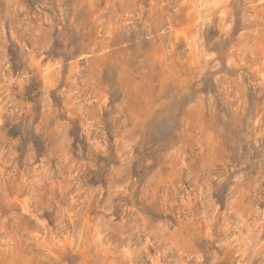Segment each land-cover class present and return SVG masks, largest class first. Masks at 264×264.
Masks as SVG:
<instances>
[{"label":"rangeland","instance_id":"rangeland-1","mask_svg":"<svg viewBox=\"0 0 264 264\" xmlns=\"http://www.w3.org/2000/svg\"><path fill=\"white\" fill-rule=\"evenodd\" d=\"M195 1L0 0V264H264V0Z\"/></svg>","mask_w":264,"mask_h":264},{"label":"bare ground","instance_id":"bare-ground-1","mask_svg":"<svg viewBox=\"0 0 264 264\" xmlns=\"http://www.w3.org/2000/svg\"><path fill=\"white\" fill-rule=\"evenodd\" d=\"M228 0H196L195 1V6H196V11H195V14H196V21L195 22H197V21H200L201 19H202V16H204V15H202V14H204V12H206V10L208 9H214L215 10V12H216V10L217 11H219L220 13H221V16L222 15H224L225 14V12H224V8H223V6L225 5V3L227 2ZM257 1V0H256ZM261 0H258V2H260ZM250 2V1H249ZM248 3V2H247ZM252 3H254V2H252ZM255 4V3H254ZM260 5V4H259ZM112 6V5H111ZM125 6V5H124ZM158 6V5H157ZM259 8V7H258ZM262 8V7H261ZM257 9V8H256ZM8 10V9H7ZM251 10V9H250ZM258 10V9H257ZM12 11V10H11ZM213 11V10H212ZM218 12V14H220ZM110 13V12H109ZM249 14V13H248ZM257 14V13H256ZM162 15V14H161ZM207 16H208V14H207ZM206 16V17H207ZM220 16V17H221ZM206 17H204V18H206ZM209 17V16H208ZM207 17V18H208ZM224 17V16H223ZM165 18V17H164ZM206 18V19H207ZM222 19V18H221ZM231 19V18H230ZM222 21V20H221ZM192 22V21H191ZM105 23V22H104ZM154 23V22H153ZM167 23V22H166ZM189 23V22H188ZM185 24V23H184ZM202 26V25H201ZM109 27V26H108ZM171 27V26H170ZM186 27H187V24H186ZM184 29V28H183ZM186 29V28H185ZM110 31V30H109ZM184 31V30H183ZM202 31V30H201ZM177 32L178 33H180L178 30H177ZM176 32V33H177ZM194 32V31H193ZM182 33H184V32H182ZM250 33H252V32H250ZM2 34V33H1ZM186 34V33H185ZM11 35V34H10ZM195 36H190L189 38H188V42L186 43L187 45H188V48H189V51L191 50V51H197L198 50V48H200V41H199V39L196 37V34H194ZM178 36H179V34H178ZM104 37V36H103ZM184 37V36H183ZM243 37V36H242ZM184 39V38H183ZM259 40V39H258ZM246 41V40H245ZM251 41V40H250ZM46 44V43H45ZM186 45V46H187ZM36 46V45H35ZM232 47V46H231ZM252 47V46H251ZM247 48V47H246ZM251 49V48H250ZM247 50V49H246ZM245 50V51H246ZM250 51V50H249ZM205 52V51H204ZM264 52V51H263ZM199 53V52H198ZM196 54V53H195ZM205 54V53H204ZM209 54V53H208ZM250 54V53H249ZM212 55V54H211ZM251 56V55H250ZM205 57V56H204ZM231 58V57H230ZM188 59V58H187ZM233 61V60H232ZM244 62V61H243ZM258 62V61H257ZM40 63V62H39ZM38 63V64H39ZM48 63V62H47ZM251 63H254V62H251ZM54 64V63H53ZM243 64V63H242ZM248 64V63H247ZM42 66V65H41ZM56 66V65H55ZM54 66V67H55ZM38 68H39V66H38ZM41 70V72L43 73V75H44V77L46 78L45 80H47V78H48V81H49V76H50V74H51V72L53 71V65L51 64V62L49 63V64H46V65H44L43 67H42V69H40ZM55 70V69H54ZM259 74V73H258ZM262 77V76H261ZM44 79V78H43ZM260 82V81H259ZM45 97V96H44ZM200 108V107H199ZM197 118V117H196ZM260 122V121H259ZM64 128V127H63ZM197 129V128H196ZM195 130V129H194ZM196 133V132H195ZM194 133V134H195ZM208 135V134H207ZM209 136V135H208ZM192 139H194V138H192ZM136 140V139H135ZM125 143V142H124ZM124 145V144H123ZM177 145V144H176ZM128 146V145H127ZM126 146V147H127ZM216 146V145H215ZM214 146V147H215ZM102 147V146H101ZM220 148V147H219ZM126 149V148H125ZM127 150V149H126ZM201 151V150H200ZM199 151V152H200ZM217 152V151H216ZM64 153V152H63ZM65 155V154H64ZM63 155V156H64ZM209 156V155H208ZM217 156V155H216ZM219 157L221 156V155H218ZM64 158V157H63ZM210 159V158H209ZM214 159V158H213ZM174 160V159H173ZM219 160V159H218ZM203 161V160H202ZM208 161V160H207ZM209 163V162H208ZM221 163V162H220ZM176 164V163H175ZM209 165V164H208ZM213 165V164H212ZM170 170V169H169ZM203 170V169H202ZM45 172H48V171H45ZM178 172V171H177ZM177 172H175V173H177ZM34 174V173H33ZM45 175H47V174H45ZM42 176V175H41ZM176 176V175H175ZM36 177V176H35ZM47 177V176H46ZM188 178V177H187ZM34 179V178H33ZM36 179V178H35ZM43 180V179H42ZM122 180V179H121ZM49 182V181H48ZM203 182V181H202ZM168 183V182H167ZM149 184V183H148ZM154 184H155V182H154ZM147 185V184H146ZM201 186V185H200ZM208 186V185H207ZM149 187V186H148ZM152 187V186H151ZM181 187V186H180ZM145 189V188H144ZM146 191H147V188H146ZM150 191V190H149ZM206 191V190H205ZM242 191V190H241ZM88 192V191H87ZM141 193V192H140ZM148 193V192H147ZM206 193V192H205ZM206 195V194H205ZM209 195V194H208ZM229 195V194H228ZM235 195V194H234ZM155 196V195H154ZM33 197V196H32ZM31 197V198H32ZM242 198V197H241ZM237 199V198H236ZM34 200V199H33ZM36 200V199H35ZM21 201V200H20ZM19 201V202H20ZM209 201V200H208ZM193 202V201H192ZM21 206H22V209H23V211H26L27 212V206H26V203L25 202H21ZM107 207V206H106ZM29 210V209H28ZM247 212V211H246ZM237 213V212H236ZM242 214V213H241ZM240 215L238 214V217H239ZM240 218V217H239ZM244 218H246V217H244ZM226 219V218H225ZM38 220V219H37ZM39 221V220H38ZM109 221V220H108ZM227 221V220H226ZM15 222V221H14ZM34 222V221H33ZM78 222V221H77ZM157 222V221H156ZM239 222V221H238ZM237 222V223H238ZM159 223V222H158ZM235 223V222H234ZM40 224H41V222H40ZM42 224H44V222L42 223ZM60 224V223H59ZM160 224V223H159ZM45 225V224H44ZM162 225V224H161ZM228 225V224H227ZM82 226V225H81ZM144 226V225H143ZM233 226V225H232ZM43 227V226H42ZM121 227V226H120ZM234 227V226H233ZM44 229H45V227H43ZM78 228V227H77ZM119 228V227H118ZM106 229V228H105ZM158 229V228H157ZM156 229V230H157ZM232 229V228H231ZM108 230V229H107ZM112 230V229H111ZM122 230V229H121ZM135 231H136V229H134ZM155 232V231H154ZM44 233H47V231H44ZM137 233V232H136ZM152 234V233H151ZM155 234V233H154ZM160 234V233H159ZM253 234V233H252ZM42 235H44V237H45V234H42ZM66 235V234H65ZM127 234H125V236H126ZM129 235V234H128ZM139 235V234H138ZM5 236V235H4ZM47 236V235H46ZM98 236H99V234H98ZM130 236V235H129ZM166 236V235H165ZM242 236V235H241ZM43 237V236H42ZM43 237V238H44ZM123 237V236H122ZM132 237V236H131ZM160 237V236H159ZM158 237V238H159ZM162 237V236H161ZM253 237V236H252ZM42 238V239H43ZM105 238V237H104ZM140 238V237H139ZM138 238V239H139ZM106 239V238H105ZM166 239V238H165ZM45 240H47V237H45L44 238V241ZM48 240H49V242L51 243V244H54V242L56 241V238L53 236V235H51L50 237H48ZM123 240V239H122ZM147 240V239H146ZM155 240V239H154ZM159 240V239H158ZM157 240V241H158ZM163 240V239H162ZM247 240V239H246ZM98 241H100V237H98ZM160 241V240H159ZM158 241V242H159ZM11 242V241H10ZM59 242H61V241H59ZM71 242H73V241H71ZM70 242V243H71ZM238 242V241H237ZM236 242V243H237ZM4 243V242H3ZM47 243H48V241H47ZM157 243V242H156ZM49 244V243H48ZM51 244H50V246H51ZM57 244H58V242H57ZM109 244V243H108ZM115 244H117V243H115ZM158 244V243H157ZM7 245V244H6ZM10 245V244H9ZM14 245V244H13ZM59 245V244H58ZM123 245V244H122ZM4 246V245H3ZM12 246V245H11ZM141 246V245H140ZM170 246V245H169ZM13 247H15V246H13ZM52 247H54V245L52 246ZM70 247H71V245H70ZM134 247V246H133ZM3 248V247H2ZM135 248V247H134ZM165 248V247H164ZM126 249H127V247H126ZM15 251V250H14ZM132 252V251H131ZM14 253V252H13ZM136 253V252H135ZM140 253V252H139ZM14 255V254H13ZM130 255V254H129ZM186 255V254H185ZM242 255V254H241ZM136 256V255H135ZM138 256V255H137ZM139 257H140V255H139ZM16 259V258H15ZM134 259V258H133ZM142 260V259H141ZM135 261V260H134ZM136 261H137V259H136ZM174 261V260H173ZM15 262V261H14ZM264 263V262H263Z\"/></svg>","mask_w":264,"mask_h":264}]
</instances>
